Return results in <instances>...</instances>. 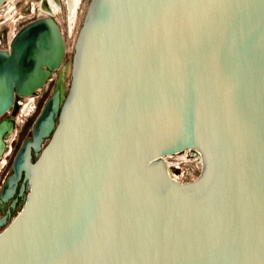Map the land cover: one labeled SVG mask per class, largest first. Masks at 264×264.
Wrapping results in <instances>:
<instances>
[{
	"label": "water",
	"instance_id": "obj_1",
	"mask_svg": "<svg viewBox=\"0 0 264 264\" xmlns=\"http://www.w3.org/2000/svg\"><path fill=\"white\" fill-rule=\"evenodd\" d=\"M65 52L51 13L0 48V116L58 69L0 187L23 177L0 264H264V0H89ZM187 149L181 182L163 157Z\"/></svg>",
	"mask_w": 264,
	"mask_h": 264
},
{
	"label": "rangeland",
	"instance_id": "obj_2",
	"mask_svg": "<svg viewBox=\"0 0 264 264\" xmlns=\"http://www.w3.org/2000/svg\"><path fill=\"white\" fill-rule=\"evenodd\" d=\"M40 0H12L9 4L3 7L0 11V48L8 47L9 40L11 39L12 35L25 23L28 21L36 18L37 16L42 15V13L38 9V4ZM89 0H71L67 5L65 2H62V9L57 13L58 22L60 24L63 36L66 41V52L63 58V63L65 65H70L72 54H73V44L74 39L84 15L85 9L87 7ZM38 3V4H37ZM65 3V5H64ZM14 7V8H13ZM76 7V8H75ZM10 8H13L12 15H8ZM73 11V21L71 26L68 23V9ZM10 16V17H9ZM9 17V18H8ZM58 75V69L55 70L51 79L47 81V83L42 86L39 90L34 92V101L32 102L33 105L28 106L26 111L28 114L21 115L22 108L26 105L24 98L21 96H16L15 104L5 112L1 117L8 116L15 119L14 124V131L13 135H9L7 138V149L10 152L5 156L7 159V164L5 168L0 170V183L4 179L5 175L10 170V162L12 159L15 150L18 148L20 142L23 138L30 135L31 126L33 123L34 118L36 117L37 113L39 112L44 100L51 92L56 77ZM69 70L66 71L65 74V83L66 86L69 82ZM23 103V104H22ZM32 107V108H30ZM21 115V117H20ZM46 142V141H45ZM44 142V143H45ZM8 151V150H7ZM5 151V152H7ZM189 152L188 150L181 151V154H185ZM178 155L169 156L166 155V160L169 163L168 159H173ZM0 210V215H1ZM15 211L12 212L11 215H14Z\"/></svg>",
	"mask_w": 264,
	"mask_h": 264
},
{
	"label": "built area",
	"instance_id": "obj_3",
	"mask_svg": "<svg viewBox=\"0 0 264 264\" xmlns=\"http://www.w3.org/2000/svg\"><path fill=\"white\" fill-rule=\"evenodd\" d=\"M187 150L189 152L185 154H181V152L175 153L178 156L168 159L169 163L166 160L171 175L181 182L191 181L196 178L202 165L200 154L190 149ZM171 155L173 156L174 154Z\"/></svg>",
	"mask_w": 264,
	"mask_h": 264
},
{
	"label": "bare ground",
	"instance_id": "obj_4",
	"mask_svg": "<svg viewBox=\"0 0 264 264\" xmlns=\"http://www.w3.org/2000/svg\"><path fill=\"white\" fill-rule=\"evenodd\" d=\"M12 0H6L5 2H4V4L1 6V8H0V11H1V9L3 8V7H5L7 4H9L10 2H11ZM69 1H71V0H45V3L44 4H42L41 3V0H40V2H39V4H38V9H39V11L42 13V15L43 14H53L54 16H55V18L58 20V18H57V13L59 12V11H61V7H62V2H65L67 5L69 4ZM65 3H64V5H65ZM14 8V7H13ZM13 8H10V10H9V12H8V15H12V11H13ZM76 8V7H75ZM69 11H68V23H69V26H71V24H72V21H73V11L72 10H70V8L68 9ZM10 15V16H11ZM9 16V17H10ZM8 17V18H9ZM34 94L32 93V94H29V95H27V96H24L23 98H25L24 99V101L23 102H26L25 104V106L22 108L23 110H22V112H21V115H25V112H26V114H28V112L26 111V109L28 108V106H31V105H33L32 104V102L34 101ZM23 104V103H22ZM30 108H32V107H30ZM21 115H20V117H21ZM13 128L11 129V131H9V132H12L13 133ZM8 132V133H9ZM12 133H10V135L12 134ZM169 156H172L171 154L170 155H168V157ZM166 156H164L163 157V159L166 161Z\"/></svg>",
	"mask_w": 264,
	"mask_h": 264
},
{
	"label": "flooded vegetation",
	"instance_id": "obj_5",
	"mask_svg": "<svg viewBox=\"0 0 264 264\" xmlns=\"http://www.w3.org/2000/svg\"><path fill=\"white\" fill-rule=\"evenodd\" d=\"M25 99V98H24ZM12 131H14V127H13V130ZM10 133H12V132H9L7 135H6V144H5V147H4V150L2 151V153L0 154V170L1 169H3V168H5V166H6V164H7V159L5 158V156L10 152V150L9 149H7V147H8V144H7V138H8V136L10 135ZM11 135H13V133L11 134ZM24 139V138H23ZM22 139V140H23ZM22 142V141H21ZM20 142V143H21ZM20 145V144H19ZM19 147V146H18ZM18 149V148H17ZM16 149V150H17ZM8 150V151H7ZM16 150H15V153H16ZM5 151H7V152H5ZM15 153L13 154V156H12V159H11V162H10V170H9V172L7 173V175H5V177H4V179L10 174V172H11V165H12V160H13V157H14V155H15ZM4 179L1 181V183H0V187H1V185H2V183H3V181H4ZM23 182V177H21L19 180H18V183H17V186H16V189H15V192H14V194L12 195V197L10 198V200L8 201V202H6V203H4L3 204V207H0V210H1V215L2 214H4V213H6V210H7V208H8V206H9V204H10V201L14 198V197H17V201H16V208H11L10 207V210H11V214H12V212H16L17 211V209L21 206V195L18 193L19 192V186H20V184ZM24 183L26 184V181H24ZM0 215V216H1Z\"/></svg>",
	"mask_w": 264,
	"mask_h": 264
}]
</instances>
